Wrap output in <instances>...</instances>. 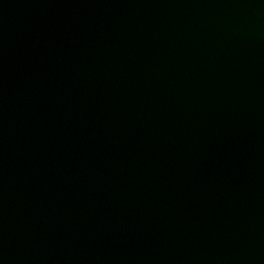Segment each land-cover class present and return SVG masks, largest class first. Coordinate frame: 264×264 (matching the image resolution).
Returning a JSON list of instances; mask_svg holds the SVG:
<instances>
[{
	"label": "water",
	"instance_id": "water-1",
	"mask_svg": "<svg viewBox=\"0 0 264 264\" xmlns=\"http://www.w3.org/2000/svg\"><path fill=\"white\" fill-rule=\"evenodd\" d=\"M0 264H264V0H0Z\"/></svg>",
	"mask_w": 264,
	"mask_h": 264
}]
</instances>
